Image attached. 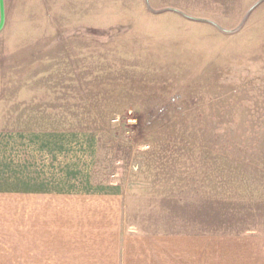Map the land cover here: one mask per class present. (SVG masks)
Segmentation results:
<instances>
[{
  "label": "rangeland",
  "instance_id": "374dc122",
  "mask_svg": "<svg viewBox=\"0 0 264 264\" xmlns=\"http://www.w3.org/2000/svg\"><path fill=\"white\" fill-rule=\"evenodd\" d=\"M3 4L0 128L94 133L96 182L264 233V0Z\"/></svg>",
  "mask_w": 264,
  "mask_h": 264
},
{
  "label": "crops",
  "instance_id": "0c3cea01",
  "mask_svg": "<svg viewBox=\"0 0 264 264\" xmlns=\"http://www.w3.org/2000/svg\"><path fill=\"white\" fill-rule=\"evenodd\" d=\"M96 155L91 132L0 128V264H264V233L179 223L161 193L96 182Z\"/></svg>",
  "mask_w": 264,
  "mask_h": 264
},
{
  "label": "water",
  "instance_id": "95a60500",
  "mask_svg": "<svg viewBox=\"0 0 264 264\" xmlns=\"http://www.w3.org/2000/svg\"><path fill=\"white\" fill-rule=\"evenodd\" d=\"M4 26V4L3 0H0V30Z\"/></svg>",
  "mask_w": 264,
  "mask_h": 264
}]
</instances>
